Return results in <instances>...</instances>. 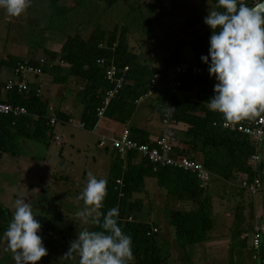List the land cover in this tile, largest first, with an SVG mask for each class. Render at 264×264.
<instances>
[{"label": "trees", "instance_id": "1", "mask_svg": "<svg viewBox=\"0 0 264 264\" xmlns=\"http://www.w3.org/2000/svg\"><path fill=\"white\" fill-rule=\"evenodd\" d=\"M45 1L48 19L59 16V20H69L71 23H78L77 25H80V21H84L85 16H88L86 22L94 23L99 11L95 6L96 0H87L88 6H85L84 0H70L66 3L62 0ZM104 1L106 7L111 8L119 0ZM122 1L129 9L127 15L134 13L132 17H126L118 21V24H111L108 27H102L104 24L99 22L93 26L87 37L81 36L80 30L66 34L57 50L43 49L39 58L45 60L44 64L39 63L38 57L24 58L14 55L6 56L3 61V63L7 62V66L12 70L17 63L27 61L32 65H40L42 73L48 69L58 71L62 66L67 67V73L54 75L53 82H66L69 76L80 82V89L74 93V98L82 107L79 122L85 130H92L97 124L100 118L96 109L102 104L105 92L112 88V83L105 78V70L110 61L119 67L128 66L121 88L111 99L103 114L106 118L115 116L121 123H125L136 110L135 100L148 91L154 73L161 72L165 75L172 65L185 60L184 57L178 56L180 50L183 53L186 48L189 49L193 60L186 61L199 66L201 71L208 69L200 59L202 55L208 54V41L211 35V30L205 24L195 35H187L185 31H180L179 34L184 33L187 37L182 36L185 40L172 44L173 47L176 45V48L160 58L159 69L146 63L145 59L149 51L133 48L128 41V35L133 31H142L148 34L155 33V37H158L156 31L154 32L155 25H164L169 21L170 16L164 10L162 13L156 12L158 8L156 5L161 0ZM206 1L212 4V9L216 7L215 0ZM253 1L245 0V3L252 5ZM164 15H168V18H163ZM61 33L63 34L62 30ZM160 42H157L158 45L169 46L167 44L172 43V36L167 34L166 39ZM201 71L198 74L187 72L175 76L181 82V88L176 95H170L168 90L160 85L155 88L156 94L152 101L153 107L158 113L160 112L159 118L164 110L165 101L168 100L170 119L174 120L179 128L183 127L180 129L179 140L186 146L177 149L176 152L188 154L193 159L196 153L200 154V163L203 167L213 176L223 180L239 176L240 180L244 178L248 181L259 177L264 182L262 163H259L256 171H253L248 163L253 152L248 137L240 132L223 128L221 115L207 108V101L213 96L215 83L203 80ZM38 90L39 87H34L26 81L25 89L18 90L13 86L5 91L3 97H0L2 101L25 106L29 112L19 118L0 115V152L15 154L17 137L38 140L48 145L53 139L55 125L68 123L71 119L70 114L54 108L55 122L50 123L49 103L39 95ZM128 132L131 139L142 144H152L145 130L130 126ZM146 177L155 178L158 185L166 189L165 207L159 213L163 214V218L152 219L151 208L143 211L142 199L134 197L135 194L145 191ZM116 180H120V183ZM241 190L244 192L243 189ZM173 199L188 200L195 206H191L190 209H180L171 206L169 201ZM113 207L119 209V226L132 238L133 260L129 264H168V252L163 250L157 241L161 222L173 227L175 241L181 247L205 240L208 237L207 232L213 227L212 196L208 191V185L200 186L196 175L186 170L172 167H159L153 170L148 159L134 151L127 152L124 158H120L115 151L111 161L107 178V195L101 212L106 213ZM237 207L240 208L239 205ZM10 219V212L0 202V237ZM151 225L157 227L156 232L150 233ZM91 230H99V228L93 225ZM69 260L63 257L61 264H66ZM76 264H79V257Z\"/></svg>", "mask_w": 264, "mask_h": 264}, {"label": "rangeland", "instance_id": "2", "mask_svg": "<svg viewBox=\"0 0 264 264\" xmlns=\"http://www.w3.org/2000/svg\"><path fill=\"white\" fill-rule=\"evenodd\" d=\"M96 1L97 2L95 6L99 9V11L98 14H96V19L93 21L94 23L86 22L88 16L83 18L84 21L79 22L80 25H77L78 23L76 22L71 23L69 20H59V16L54 17L55 19H47V28L44 33L46 35L50 33L52 37L50 39H46L43 38L42 34H40L41 38H39L38 30L33 29L32 27H29V29L26 28L28 30H25V36H27V39L24 41V46H15V53L25 54L23 50L26 48V46H28L26 44H29L32 45V48H35V50H29L27 54H33L39 58L41 56V50L39 51L38 47L50 45V42L53 41V37H55V35V42L57 43H61L66 34H72L75 30H80L81 36L87 37L90 34L93 26H96L99 24V22L104 24L102 27H108L111 24H118V21H121L126 17L130 18L134 14L131 13V15H127L129 9L127 4L122 0H119L116 4L112 5L111 8L106 7V2L104 0ZM133 1L135 2L137 0H130V2ZM84 3L85 6L89 5L87 0H84ZM187 8L191 9V12L184 10L182 15L180 13H174L173 19L174 21H177L175 23L173 21L168 27L166 25H155L156 30H154V32L156 31L158 37H155V33L148 34L140 31L143 33L142 36L139 31H133L130 35H128L129 43L131 46H133V48H141V50L145 52L149 51L148 57L151 58L152 56H158L165 52L168 46L158 45L157 42L164 41L167 37V34L172 36V43L167 44L169 46L171 45L170 47H172L174 42L177 44L179 41L185 40L187 36L184 35V33L187 35H195L202 28L203 20L194 18L195 12L192 11V5H189ZM164 16L163 18H168V15ZM58 30L60 32L62 30L63 32L60 39H58L59 37L57 36ZM182 30L185 32L179 34V32ZM182 36L185 38H182ZM38 41L41 45L38 44ZM155 45H158V47H155ZM152 48H155L156 50L152 51ZM174 48H176V45H174ZM181 56H183L185 60H193V55L187 48L185 51H183V53H180L179 57L183 58ZM66 72L67 67L62 66L59 72L49 71L46 75L48 77L49 74H61ZM201 76L202 79L206 80L207 82L216 83L214 78L210 77L208 69L202 70ZM148 102L149 99H146L144 103ZM140 109L141 111H145L146 114H150V108L147 107L146 104L140 106L138 110L140 111ZM71 112L76 118L77 113L75 109L72 108ZM154 114L156 116L155 112ZM132 122L134 121L132 120ZM75 127V125L71 124H56L54 129L55 134L60 136L61 140L65 139V143H63V146L61 147V155H59L61 148L55 143L53 139H51L48 145H45L38 140L25 137H17L15 139V154L10 152H0V202L12 215V212L15 208V200L17 198L23 197L26 202H29L33 207V214L36 216L35 219H37L41 224L40 233L44 234L45 236L50 235L49 239L51 240V244L53 246L57 245L58 241L61 242V237L71 236L72 240H74L76 239L77 233L79 231L85 228L89 230L93 226L90 223L83 224L81 220L75 215V213L83 207V202L78 199V196L87 182L88 173L91 172L97 178H104L106 180L108 178V172L106 173L104 168L105 165L102 163H104L106 158H108L105 155L109 154H107V150L97 148V132L80 130ZM176 128H179V126L177 125ZM78 133L85 137L82 139H85L87 144L83 150H80L83 155L78 153L76 144L74 142L75 139H77ZM105 143L107 142L105 141ZM84 161L86 162L85 167L83 165L85 163ZM47 172L49 175H55L54 177L50 178V182ZM155 181L156 180H154L153 177L145 179V191L148 195H152V188L156 186ZM219 182L220 181L218 177L214 176H211L208 182V185H211L210 193L212 198H214L212 204L214 225L207 232V235L208 237L215 239L223 237L225 238L228 232L226 230L228 228L226 227L230 224L234 223V227L237 228V226L241 227L243 223L242 220L236 221L233 215L230 217H225L223 215V211H230L233 213L230 202L220 201L222 204H220V202H216L220 196H223L222 193L224 190L230 192L231 198L238 197L242 204L247 200H252L257 195H248L246 192L239 190L237 186L230 187V185L226 182L222 181L223 183L221 184ZM161 193H163V191ZM156 197L158 198L160 196L156 195L155 198ZM148 200L150 201V197ZM159 201H162V198H160ZM154 210L156 209H151V211ZM162 216L163 214L161 215L157 213L150 215V217L155 220ZM44 224H47L50 229H46L43 226ZM70 225L73 229L69 228ZM60 227H62V231H59ZM208 237L205 240H208ZM207 243L210 242L206 241V243L202 244L193 243L192 245L189 244L190 246L186 245L188 246L187 252L193 256L192 258H195L196 256L200 258L198 264H207L205 262L207 261L205 256L207 254ZM69 246L70 242H68V247H64L63 250L67 252ZM66 264L71 263L67 262ZM212 264H214V262H212Z\"/></svg>", "mask_w": 264, "mask_h": 264}, {"label": "clouds", "instance_id": "3", "mask_svg": "<svg viewBox=\"0 0 264 264\" xmlns=\"http://www.w3.org/2000/svg\"><path fill=\"white\" fill-rule=\"evenodd\" d=\"M31 0H0V10L19 17ZM203 23L211 30L208 54L200 57L216 83L207 101L209 111L221 115L225 126L251 120L264 113V0L248 5L245 0H215ZM107 180L91 172L78 199L83 207L75 215L83 224L98 226L77 233L63 257L74 254L79 264H129L132 238L118 224V207L101 212ZM23 197L15 200L2 237L15 264H37L48 253L39 234L41 224Z\"/></svg>", "mask_w": 264, "mask_h": 264}, {"label": "crops", "instance_id": "4", "mask_svg": "<svg viewBox=\"0 0 264 264\" xmlns=\"http://www.w3.org/2000/svg\"><path fill=\"white\" fill-rule=\"evenodd\" d=\"M62 1L66 3L70 0H62ZM46 3L47 2L45 0H31L30 7H28L26 11L19 17H9L5 14L3 10H0V97H3L6 93L3 90L4 81H6L12 76V68L7 66L8 65L7 62L3 63L4 58L9 55L21 56L24 58L25 57L37 58V56H34L33 54L30 55L27 54L29 50H35V48H32L33 46L29 44H26L28 46H26V48L23 50L25 54L15 53V46H24V41L25 39H27V36H25L26 35L25 30H28L29 27H32L33 29L38 30L39 38H41L40 34H42L43 38L46 39L47 38L50 39L52 37L50 33L47 35L44 33L46 31V21L48 19ZM253 3H255V0L253 1ZM189 5H192V9H193L192 11L195 12L194 18L200 20L201 19L203 20V18L207 15L208 10L212 9L211 8L212 4L206 0H178V1L161 0V2L156 5L158 6L156 12L162 13V11L164 10L167 11V13H169L170 19L166 24H164L168 27L169 24L174 21L173 19L174 13H180L182 15V12L184 13V10L185 11L188 10L189 12H191V9L187 8L189 7ZM176 21L177 20H175L174 23ZM57 36L59 37L58 39H60L62 33L58 31ZM53 38L54 39L52 42H50L51 43L50 45L39 46L38 50L39 51L41 50V52L45 48L57 50L60 47L61 43L55 42L56 35ZM173 48H174L173 46L172 47L168 46L165 52L161 53V55L151 58L147 56L145 62L155 67V69H159L161 67L160 58L162 56L167 55L168 52L171 51ZM180 53H182L181 50L178 52L179 56ZM49 71L59 72V70L56 71L55 69L52 70L48 69L45 72L41 73L40 75L27 76L26 81L34 87L35 86L39 87L38 90L39 95L48 101L49 106L52 107V109L54 108L60 109L63 110L65 113L71 115L70 118L73 120L72 123L68 122V123H59V124H71V125H75L76 126L75 128L77 129L85 130L80 126V122H79L82 107L80 104L75 102V98H74V93L78 89H80V82L73 76H69L66 79V82L55 83L53 82V77L54 75L59 73L49 74L47 77L46 74H48ZM66 73H61V75ZM155 94L156 91H153L150 95L143 98L141 102L135 103L136 110L125 123L119 122L115 116L112 118L102 117L98 120L97 124L92 130H88L92 132H97L96 133V135L98 136L97 148L107 150V154H109V155H105L108 158H106L104 163H102L105 165L104 168L106 173L109 172L110 164L115 154V150L110 145V139L118 136L123 129H128V127L130 126L141 128L148 133L150 140H153L162 132L163 125L161 123V117L159 118L160 112L158 113L156 111V108L153 107L154 102L152 100ZM146 99H149L148 103H144ZM145 104L147 107L150 108L149 115L146 114L145 111H141V109L140 111L138 110L140 106ZM72 108L75 109L77 113L76 118L73 116L71 112ZM154 112L156 113V116ZM131 119L134 122H132ZM182 128L183 127L173 128L172 130L174 134L178 136V142L180 148L186 146L179 140L180 129ZM54 135H56L55 132ZM82 138L85 137L81 136L80 133H78L77 139H75L74 141L77 147V151L81 155H83V153H81L80 150H83L84 147L87 145L85 139ZM105 141L107 143H105ZM61 142L62 143L59 145L60 148L63 146V143H65V139L61 140ZM61 150L62 148L60 149L59 155L62 154ZM262 155L264 158V153ZM194 156H195L194 159L200 162L201 155L196 153ZM83 165L85 167L86 162ZM54 176H55L54 174L49 175V182H50V178ZM146 178H151V177H146ZM218 179L220 181L219 182L220 184L226 182L227 184L230 185V187L237 186V188L241 190V188L239 187V180H240L239 176H234L230 180H223L221 178ZM154 180L156 179L154 178ZM155 183L156 186H154L152 188L153 191H151L152 195H148L146 191L134 195L135 198L142 199L143 211L148 210L149 208L156 209L154 211H151V214L161 213V211H163L165 207L164 201L165 199H167V197L165 196L166 189L161 188L158 185L157 180L155 181ZM161 190L163 191V193H161L162 192ZM208 191L209 192L211 191V185H208ZM155 194L160 196L158 198L159 199L162 198V201H159L157 197L155 198L156 196ZM222 195L223 196H220V198L217 199L216 202L219 203L220 201L221 202L228 201L231 203L233 210V213L230 211H223V215L225 217H230L231 215H233L236 221L242 220L243 223L241 227L237 226V228L234 227L235 226L234 223L227 226L226 228L228 229L226 228L225 229L228 232L225 238L223 237V238L215 239L212 237H208V240L198 242L199 244L206 243V241L210 242L207 243L206 245L208 249L206 248L207 254L205 256L207 258V261L205 262L207 264H212V262H214V264H259L258 259L252 258L253 251L250 247L249 238L248 237L242 238V235L245 234L248 235L253 225L264 224V182L259 192L255 196L256 198L254 197L250 201L247 200L243 204L240 202V199L238 197L231 198L229 191L224 190ZM149 197H150V201L148 200ZM213 200L214 198H212V204H213ZM169 202L171 206L174 205L175 207L180 209H190V207L194 205L191 203V201L181 200V199H173V201L170 200ZM221 202L220 204H222ZM238 205L240 206V208L237 207ZM213 225H214V219H213ZM43 226L46 229H50V227H48L47 224L46 225L44 224ZM69 228L73 229L71 225L69 226ZM158 230H159V236L157 241L158 244L163 248V250H166L168 252L167 253L169 256L168 264H198L199 263L200 260L199 257L196 256L195 258H192L193 256H191L189 252H187L188 251L187 247L192 245L193 243L190 245L188 244V246L185 247L179 246L175 241V236L172 226L168 225L167 223L161 222V224L158 227ZM59 231H62V227L59 228ZM39 234L42 236V242L48 254L45 257H42L41 260L37 262V264H61L63 261V256L66 253L63 250L64 247L67 248L68 242L73 241L71 236L61 237V242L58 241L57 245L53 246L51 244V240L49 239L50 235L45 236L44 234L41 233ZM54 248H56L57 250ZM77 258L78 255L74 254L73 257L70 258L68 263L76 264ZM0 264H15L14 260L12 259L11 253L6 251V243L3 239L0 240Z\"/></svg>", "mask_w": 264, "mask_h": 264}, {"label": "built area", "instance_id": "5", "mask_svg": "<svg viewBox=\"0 0 264 264\" xmlns=\"http://www.w3.org/2000/svg\"><path fill=\"white\" fill-rule=\"evenodd\" d=\"M98 62L101 63L102 60H98ZM39 63L44 64L45 60L39 58ZM127 71V65L119 67L113 61H110L108 64L105 70V78L112 83V88L105 92L102 104L96 109L99 118L103 117L106 107L121 88ZM200 71L201 68L199 66L194 65L190 61L183 60L172 65L165 75L161 72H156L150 79L148 91L139 96L135 100V103L141 102L143 98L155 91L156 86L158 87L159 85L162 86V88H166L170 95H176L181 88V82L176 79L175 76L187 72L198 74ZM41 73L40 65H32L27 61L19 62L12 70V76L5 81L3 90L8 91L13 86H16L18 90H23L26 88L27 76L40 75ZM49 113V121L50 123H54L55 115L52 107L49 108ZM170 113L168 100H166L164 110L161 114L163 130L152 140V144H142L131 139L128 129H123L118 136L110 139L111 147L119 154L120 158H124L127 152L134 151L138 155L148 159L152 164L153 170L159 167H172L186 170L196 175L200 182V186L208 185L212 175L210 171L188 154H179L176 152L177 149L181 148L177 136L172 131L173 128H176L177 124L174 120L170 119ZM27 114H29V112L25 106L0 100V115H9L12 118H19ZM68 122L72 123L73 120L69 119ZM80 126L82 127L81 124ZM222 127L240 132L248 137L253 146V152L248 159L250 168L256 171L259 167V163H262L264 170V158L262 155L264 152V113L254 119L244 120L237 124H228L227 126H225V122L223 121ZM53 140L57 145L62 143L60 137L57 135L53 136ZM116 182L120 183V180H116ZM262 185L263 182L259 177H254L251 181L244 178L239 180V187L248 195L252 196H255L259 192ZM156 231L157 227L151 225L150 233ZM246 237H250V247L253 251L252 258L258 259L259 264H264V224L253 225L248 235H242V238Z\"/></svg>", "mask_w": 264, "mask_h": 264}]
</instances>
